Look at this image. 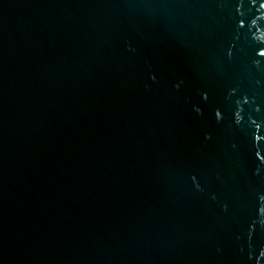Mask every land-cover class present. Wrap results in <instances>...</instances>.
Returning a JSON list of instances; mask_svg holds the SVG:
<instances>
[{
  "label": "water",
  "instance_id": "1",
  "mask_svg": "<svg viewBox=\"0 0 264 264\" xmlns=\"http://www.w3.org/2000/svg\"><path fill=\"white\" fill-rule=\"evenodd\" d=\"M0 264H264V0H0Z\"/></svg>",
  "mask_w": 264,
  "mask_h": 264
}]
</instances>
